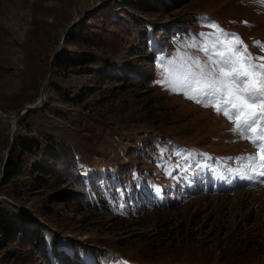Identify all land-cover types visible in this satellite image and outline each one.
Listing matches in <instances>:
<instances>
[{
  "label": "rangeland",
  "instance_id": "obj_1",
  "mask_svg": "<svg viewBox=\"0 0 264 264\" xmlns=\"http://www.w3.org/2000/svg\"><path fill=\"white\" fill-rule=\"evenodd\" d=\"M95 10L135 17L146 30L121 51L64 41L62 49L100 55L108 67L53 68L45 102L16 119L13 137L67 139L104 199L78 202L72 182L52 172L47 148L27 154L22 173L0 180V205L33 230L31 248L15 257L0 235V264H51L53 240L55 264H126L118 254L133 264H264V188L234 184L257 177L256 162L241 157L261 150L223 114L156 83L166 75L158 58L178 49L204 56L182 47L190 34L222 29L264 56L262 0H0V167L11 140L4 113L38 100L61 35ZM66 238L79 241L81 258Z\"/></svg>",
  "mask_w": 264,
  "mask_h": 264
},
{
  "label": "snow or ice",
  "instance_id": "obj_2",
  "mask_svg": "<svg viewBox=\"0 0 264 264\" xmlns=\"http://www.w3.org/2000/svg\"><path fill=\"white\" fill-rule=\"evenodd\" d=\"M256 43L258 47L264 46V42ZM182 47L196 49L204 56L178 49L171 58H158L166 75L156 83L166 84L170 91L181 92L202 107L223 114L234 125L230 131L264 151V63H260L264 56H254L236 34L225 36L222 29L219 34H190ZM257 104V110L247 111L249 106ZM241 159L264 168V156L259 152Z\"/></svg>",
  "mask_w": 264,
  "mask_h": 264
},
{
  "label": "trees",
  "instance_id": "obj_3",
  "mask_svg": "<svg viewBox=\"0 0 264 264\" xmlns=\"http://www.w3.org/2000/svg\"><path fill=\"white\" fill-rule=\"evenodd\" d=\"M133 18L135 19V17H130L114 20L110 14L105 15L98 10L92 11L87 18L73 23L68 28L63 42L83 43L89 47L98 46L121 51L126 49L127 46L129 47L127 38L133 39L136 34L146 30V24H138ZM108 25L112 27L108 28ZM56 67H72L86 72H94L97 67L107 68L108 66L105 58L92 52L78 53L77 49H62L52 58V70ZM54 90L61 94L59 88ZM45 148L48 149L47 152H44ZM41 152H44V154L49 153L54 162L52 172L59 179L72 182L74 186L73 197L78 202L101 205V201H99L101 196L99 181L92 174L82 171L71 143L67 139L54 134L41 133L37 136L14 134L1 179L6 181L22 173L23 166H27L29 163L27 154L39 155ZM101 199H104V195L101 196ZM32 231L25 222L18 221L16 217L0 205V235L13 241L11 249H8L13 256L29 255L32 243L30 234ZM42 239V236H40L39 241L42 242ZM55 241L57 240H53L51 247H46V254L50 257L51 264H55L53 252V250H56ZM69 244L73 248V255L78 259L81 258L79 241L69 240ZM89 248L94 254L93 258L99 260L102 250L94 248L92 245ZM34 249L38 252V249Z\"/></svg>",
  "mask_w": 264,
  "mask_h": 264
},
{
  "label": "water",
  "instance_id": "obj_4",
  "mask_svg": "<svg viewBox=\"0 0 264 264\" xmlns=\"http://www.w3.org/2000/svg\"><path fill=\"white\" fill-rule=\"evenodd\" d=\"M97 3L98 2L93 3L89 8H87L85 10V12L90 10V9H92L93 7H95L97 5ZM77 19H78V17H75V19H73L71 21V23L69 24L68 27H70L74 22H76ZM68 27L65 29V31L63 32V34L60 37V43H59V46H58L57 50H55V52L51 55V59L49 61V66H48V72H47L46 78L43 81L42 86L40 88V95L38 97V100L36 102L32 103V104H25L23 107L19 108L18 110H16L15 112H13L11 114H6L9 117V120H10V130H11L10 138H11V140H10L9 146L5 150L4 158H3V161H2V164H1V167H0V180L2 178L3 167H4V164H5V161H6V157H7L8 151L10 149V146L13 143V132L15 130V122H16L15 120L21 114H23L26 110L38 107V106L42 105L45 102V99H46V86H47V84H48V82L50 80V76H51V73H52V68H51L52 58L57 52H59L62 49V47H63V39L65 37V34H66L67 30H68Z\"/></svg>",
  "mask_w": 264,
  "mask_h": 264
},
{
  "label": "bare ground",
  "instance_id": "obj_5",
  "mask_svg": "<svg viewBox=\"0 0 264 264\" xmlns=\"http://www.w3.org/2000/svg\"><path fill=\"white\" fill-rule=\"evenodd\" d=\"M5 115H6V113H4ZM16 121V120H15ZM16 123L17 122H15V128H16ZM259 150V149H258ZM260 154L262 155V156H264V151H262V152H260ZM257 170H255V171H251V173L252 174H255L256 173V175H257V177L256 178H251V179H247V178H245V176H243L242 178H240L239 179V181H235L234 182V184L235 185H237V184H242L243 182H245L246 181V183L250 180V183H249V187H252V189H256V188H258V186L257 185H259V184H261V186L260 187H263L264 188V175H260V173L261 172H264V170L263 169H261L260 167H258L257 166ZM255 182V183H254ZM230 185V184H229ZM254 185V186H253ZM231 189V188H234V186H231V187H226V189Z\"/></svg>",
  "mask_w": 264,
  "mask_h": 264
}]
</instances>
